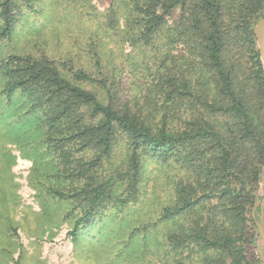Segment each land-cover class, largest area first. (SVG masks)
Segmentation results:
<instances>
[{
  "label": "trees",
  "instance_id": "obj_1",
  "mask_svg": "<svg viewBox=\"0 0 264 264\" xmlns=\"http://www.w3.org/2000/svg\"><path fill=\"white\" fill-rule=\"evenodd\" d=\"M15 7L0 2V38L14 32ZM105 17L132 58H143L135 65L150 76L143 103H117L106 79L46 55L0 62V99L20 108L61 183L42 187L71 205L66 237L88 235L92 246L89 233L106 231L121 254L161 225L152 264H261L252 212L264 165V69L253 27L264 0H114ZM144 200L157 206L125 224L124 212Z\"/></svg>",
  "mask_w": 264,
  "mask_h": 264
},
{
  "label": "rangeland",
  "instance_id": "obj_2",
  "mask_svg": "<svg viewBox=\"0 0 264 264\" xmlns=\"http://www.w3.org/2000/svg\"><path fill=\"white\" fill-rule=\"evenodd\" d=\"M113 1L16 0L14 32L10 38H0V62L12 53L46 55L61 69L80 68L92 77L106 79L117 103H143V83L150 76L142 67L135 68L143 58H132L131 54H136L120 28L106 24L105 14ZM118 11L114 22L123 18L125 9L121 6ZM94 90L105 97L104 90ZM22 101L17 98L14 104ZM19 109L0 99V264H152L157 260L152 250L158 243L163 248L165 228L161 225L146 244L133 240L121 254L112 244L115 235L108 236L106 231L97 238L89 233L96 241L92 246L88 245V235L75 242L66 237L71 223L65 220V214L71 205L46 195L42 185L61 183L50 177L56 168L42 155L41 145L35 143L40 142L22 123L23 117H18ZM154 167L148 163L146 169ZM155 178L158 183L159 177ZM147 202L125 211L124 223L146 219L157 206H146ZM257 237L256 234L253 251L259 259L257 245L261 241Z\"/></svg>",
  "mask_w": 264,
  "mask_h": 264
},
{
  "label": "water",
  "instance_id": "obj_3",
  "mask_svg": "<svg viewBox=\"0 0 264 264\" xmlns=\"http://www.w3.org/2000/svg\"><path fill=\"white\" fill-rule=\"evenodd\" d=\"M254 35L259 47V53L264 69V17L260 18L253 28ZM260 185L257 192V199L253 206L252 216L255 219V225L257 229V238L261 241V244L257 245V253L262 264H264V165L260 172ZM261 191V194H259ZM255 212V210H257Z\"/></svg>",
  "mask_w": 264,
  "mask_h": 264
}]
</instances>
